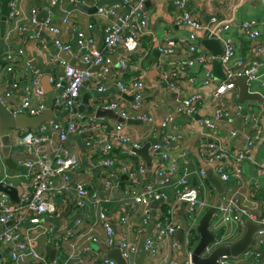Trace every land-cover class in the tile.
<instances>
[{
	"label": "built area",
	"instance_id": "obj_1",
	"mask_svg": "<svg viewBox=\"0 0 264 264\" xmlns=\"http://www.w3.org/2000/svg\"><path fill=\"white\" fill-rule=\"evenodd\" d=\"M50 6L55 5L57 0H48ZM71 2L77 0H70ZM156 0H120L110 5L96 7L95 14L108 20L103 29L102 48L99 49L93 39L78 30L75 33V45L77 55L85 68H77L69 65L63 59L50 56L49 63H58L63 68V75L55 77L49 75V80L54 88L59 90L54 98L53 105L64 112L63 121L46 120L37 127H29L16 132H8L11 147H21L25 153L24 157H16L15 165L20 166L24 173L25 180L18 185L15 179L20 175L7 171L5 156L2 152V135L0 134V166L3 168L0 182L3 181L18 191V202H12L7 193L0 190V264H116L114 260L103 258L91 244L103 243L108 251L112 250L115 244L116 235H119V250L126 264H133V258L137 242L130 239L125 227L131 222L133 215L139 212L142 206L143 216L140 218V225L147 227L149 224V212L152 203L157 201L155 209L153 231L145 235L143 246L146 256L151 264H175L178 258V246L175 241V231L179 225L176 211L180 208L182 216L185 217V228L181 251L186 256L181 264H194L191 261L193 249L199 241L197 224L202 214L210 206L211 191L207 185L209 182L203 169L189 170L181 169L178 172L175 161L177 157L170 154L166 149L167 142L181 141L183 133H165L159 142L150 145L149 154L159 161L154 168V180L137 184L136 176L141 180L145 178L146 169L143 162H138L134 167L131 161H118L109 156L110 145H102L98 148V166L108 170L103 173L95 185L88 186L77 175L72 176L71 172L79 167V159L76 154L62 148L61 145H54L57 138L63 142L69 135H82L85 133L100 132L101 138L108 143L109 139L128 144L130 137L125 130V124L110 122L105 117H97L78 111L80 104L81 88L91 77L95 76L101 83L107 80L111 74V60L108 53L114 51L118 46L126 47L133 40H139L149 33V13L145 9L147 2ZM264 5V0H257ZM174 22L189 26L191 31L187 35L165 36L164 40L155 42V47L160 54L173 55L178 46L182 45L194 56L186 62H177L170 68L161 72V79L166 88L174 91L178 79L187 78L191 83L196 84V76H187V68L200 66L201 84L203 86L213 85L212 95L216 101H220L217 108H214V115L199 116V124L207 130V141L200 144L198 154L203 162L211 165L212 170L220 180L228 182L233 180L234 187L220 193L215 213L210 221L209 229L215 234V238L204 249L203 255L209 254L215 247L230 243L228 237L237 230L243 232L245 221L251 220L255 223L264 224V202L255 201L252 194L259 189L258 185L242 183L241 165L248 158L255 140L264 146V139H260L259 129L251 135H246L242 142L239 131L232 126L230 115H239L243 109L241 103L226 102L224 98H231L236 88L235 83L227 79L233 76H244L248 91L256 92V86H264V67L259 68L260 62L243 58L236 47V44L229 34V24L219 20L218 10L213 12L207 22L201 21L199 15L186 8L185 0H174ZM9 16L15 20L19 33H27V23L43 27L50 35L53 45L58 50H69L70 46L65 45L59 38L60 28L51 23L49 17L42 24L37 22V9L32 8L28 14H24L20 0H8ZM1 11V0H0ZM62 18V23H66ZM92 25H89L91 27ZM261 22L254 19L242 20L239 27L244 37L250 41L260 39ZM205 30L210 34L208 38H215L221 41L223 54L221 56L222 68L225 79L216 81L212 73V55L209 52L199 50L198 32ZM37 33V30H34ZM35 35V34H34ZM103 49V50H102ZM103 51H106L103 52ZM254 54L262 57L264 55V44L255 46ZM129 55L123 54L117 60L118 67L122 72L127 68ZM7 61L6 70L12 71L16 58L8 54L4 56ZM29 66V63L26 62ZM99 69L94 71V67ZM40 75V74H39ZM96 80V81H97ZM119 94L132 96L130 107L119 100H104L101 107L113 110L123 119L129 118V110L138 111L142 108L143 92L146 87L140 79L126 84L123 80L115 81ZM12 88L17 83L11 84ZM1 89V85H0ZM105 86L98 84L97 91L102 92ZM237 94V93H236ZM10 92L0 96V101L13 113H24L29 116L39 114L46 108L43 91L35 78L29 80L23 86V96L19 102L9 106L5 103ZM38 99V100H37ZM203 99L200 91H195L178 101L174 110L177 115L188 119L195 118L199 114V104ZM224 100V101H223ZM226 116L229 121L225 120ZM253 116V114H252ZM144 122H150L152 117L147 113H138L133 116ZM254 118V116H253ZM264 120V117L262 118ZM173 120L172 116L163 119L161 128L165 131L168 124ZM224 123L228 136L234 138L236 144L233 147V155L230 153L226 142L227 135L217 134L218 129ZM214 132V133H211ZM89 144V143H87ZM130 147L139 148L141 145L134 141ZM93 149V148H91ZM94 150H90L93 154ZM131 154H135L131 151ZM234 159V161H232ZM120 165L117 169V164ZM230 165V168L227 166ZM264 169V164L261 165ZM124 174L135 183L124 189L120 198L122 207L121 214L116 227H113L108 218V205L111 202V181L118 180ZM169 175H176L171 180ZM191 176H194L196 183L193 185L195 192L193 198H184L185 194L193 193L190 183ZM173 190L172 198L169 197L166 189ZM173 205H170V203ZM25 202V203H24ZM163 205L166 210H163ZM170 205V206H169ZM74 207L85 213L73 223L68 218H61L65 222L64 230L56 236L55 249L62 245H69L70 252L62 263L53 259L50 263L44 255L37 250V241L41 237H52L55 233L53 226L49 225L50 219L62 215L64 211ZM94 210L97 218L91 219V212ZM49 220V221H48ZM97 220L101 224L103 232L97 230ZM259 248H249L237 258H221L220 264H264V231L256 235ZM168 243L172 247V254L164 253L162 247ZM86 244L81 248L77 246ZM7 249L6 254L3 251ZM85 257H93L85 261Z\"/></svg>",
	"mask_w": 264,
	"mask_h": 264
},
{
	"label": "crops",
	"instance_id": "obj_2",
	"mask_svg": "<svg viewBox=\"0 0 264 264\" xmlns=\"http://www.w3.org/2000/svg\"><path fill=\"white\" fill-rule=\"evenodd\" d=\"M119 1L120 0H77L71 2L70 0H57L55 5L50 6L48 0H20V5L25 15L28 14L29 10L32 8L37 9V14L43 9L47 10V17L50 18L51 23L58 25L61 30L59 34L60 40L65 45L70 46V49L66 50V52L58 50L53 45L49 33L43 27L27 23V33H19L16 28L15 20L9 16V13L6 16V19L2 20L0 11V96L10 92L9 98L4 100L5 103L11 106L16 102H19L20 98L23 96V86L25 83H28L30 79L35 78L37 73V80L43 91L46 105L49 99L52 100L51 118L48 120L63 121L65 115L64 112L58 110L53 105L54 98L59 90L55 89L49 80V75H54L55 77L62 76L63 68L58 63H49L48 59L50 56H56L64 60V58L69 57V53L71 57L79 59L75 45V33L78 30L83 31L91 37L96 47L101 49L103 29L108 23V20L104 17H98L95 14L96 7L100 5L107 6ZM173 1L174 0H156L153 2H147L145 9L149 13V33L144 35L139 42H135L134 46L127 45L124 47L120 45L114 51L108 53L112 63L111 74L108 76L109 78L100 83L96 77L93 76L81 88L80 102L82 94L89 92L91 96L88 99V103L94 109L98 106H102L104 100H119L130 107L132 101V99H130L131 95L119 94L115 86V81L120 79L123 80L124 83L130 84L132 81L141 79L146 85L143 92L142 108L138 111L129 110V116L133 117L138 113H147L151 115V121H143L144 125L142 127L138 125H129L124 122L125 130L131 139L128 144H122L113 139H109L108 143H106V140L101 138V133L98 131L82 135H69L63 142H59V140L55 138L54 145H61L62 148L64 147L70 152L76 154L80 164L79 167L71 172V175H77V177L84 182H88V186L97 184L102 174L108 171L98 166L97 161L99 158L98 148L102 147V145H104L103 143H105V146L110 145V151L108 154L111 155L112 158L121 162H143L146 169L145 178L141 180L140 176L135 177L136 181H138L136 183L139 185L140 183L144 184L145 182L154 180V168L159 164V161H156V158L151 157V164L148 166L136 153L131 154V150L127 149L126 146H131V143L134 141H137L141 146L144 143L153 140L159 142V139L165 133H183L184 138L181 141L167 142L165 147L172 157H177V161L174 163L178 172L184 168L189 170H204L209 180L207 185L210 188L212 196L209 201L212 202L213 196L217 192L212 178H217L222 183V192L226 191L228 188L234 187V183L231 179L228 182L220 180L219 176L213 172L211 165L203 162L200 158L198 148L202 142L207 141L206 135L208 131L204 130L197 119L199 116L214 115L213 109L217 108L218 104L221 102L216 101L212 95L213 85L203 86L201 84L202 76L200 75V66L187 68V76H196V84L191 83L187 78H181L177 80L175 90L171 91L166 88L165 83L161 79L162 70L170 68L171 65H175L177 62L184 63L194 56V54L188 52L182 45L177 47L176 52L173 55L160 54L155 47V42L164 40L165 36L177 37L180 35H187L191 31L189 26L175 24ZM185 3L186 8L199 15L203 22H207L210 15L218 10L219 20L229 24V34L234 40L239 54L248 61H259V68L264 67V55L260 57L253 53L255 46L258 44H264V5L262 3L257 0H185ZM62 18H66V23H62ZM250 19L261 22V36L259 40L250 41L247 37H244L240 31L239 25L241 21ZM42 23L38 22V24ZM89 25L92 26L89 27ZM34 30H37V33H34ZM209 35L208 31L206 32L205 30L198 32L199 46L201 40L208 38ZM120 49H122V51L118 52ZM202 51L211 54L209 50ZM103 52L106 53V51ZM8 54H11L16 58L12 71H7L5 69L8 62L4 60V56ZM123 54L129 55L130 59L127 68L121 72L117 60ZM28 57L31 58L34 64L31 63ZM26 62L29 63V66L26 65ZM97 69H99V66L94 67V71ZM215 80L218 81L217 79ZM13 82L17 83L16 88L11 87ZM98 84L104 85L105 90L98 92ZM255 90V93L261 95L264 100V86H256ZM195 91H200L203 95V99L199 104L198 118L194 116L195 118L188 119L185 116L175 114L174 110L178 106L179 99ZM224 99L226 102L241 103L243 105V109L239 115L234 113L230 115L232 126L239 131L238 138L244 142L246 135H251L259 129L260 139H264V120L262 119L264 117L263 101H240L238 98L237 85L231 94V98ZM169 116H172L173 120L168 124L164 131L161 128V124L163 119ZM105 118L112 123L117 122L112 118ZM223 121L228 122L229 117L226 116ZM16 131L17 130H10L11 133ZM217 134L220 136H224V134L227 135L226 142L230 153L233 155V147L236 144V141L234 138L228 136V132L224 128V123L218 129ZM90 150H94V153L90 154ZM125 150L130 157L129 160H123L119 157V155ZM9 156L14 162L16 157H24L25 153L21 147H11ZM232 161H234V159H232ZM263 164L264 146L255 140V145L248 158L245 159L241 165L242 183L252 186L258 185L259 189L255 194H252L251 198L255 201L260 200L262 202H264V169H261V165ZM5 165L7 171L20 175L15 179V184L18 185L25 180L23 176L24 171L20 166L16 165L13 168L8 167L6 161ZM119 166L120 165L116 166L117 169ZM227 166L230 168V165ZM2 172L3 168L0 166V176L2 175ZM121 175L118 180L115 179L111 181V202L108 205L109 212L107 214L113 227L117 226L122 211L121 209L125 208L121 206L119 201L123 196L124 189L128 188V185L132 186L133 183L127 178L126 181L128 182L123 183V181H125L123 180L121 183L122 185H120ZM169 176L171 177V180L176 178V175ZM190 183L192 186L196 183L194 176H191ZM133 185H135V183H133ZM166 191L169 197L172 198V188L169 187ZM190 192H195L194 186L190 189ZM184 198L186 199V197ZM170 205H173L172 201ZM155 209L156 207L153 208L151 206L148 216L149 224L147 227H142L139 222L141 220L140 218L143 216V208L142 206L138 208L139 212L132 216L131 222L125 227L130 239L138 242L143 233L147 234L154 230L153 220L156 215ZM86 211L91 212L93 216L91 219L97 218L94 210L86 209ZM84 213L85 210L79 211L74 207H69L64 213H62V215H57L53 219H50V221L48 220L49 225L53 226L55 233L52 237L48 236L39 238L37 241V250L40 254L45 256L49 263L56 257L59 258V263H62L70 252L69 245H62L61 248L55 249V255L52 260H49L48 251L55 245L56 236L65 228V222L61 218L64 219L67 217L68 222L71 221L73 223ZM176 214L180 224V217L183 215L180 208L177 209ZM96 223L98 224L97 230L102 233L103 229L101 224L98 220ZM241 234L242 232L240 230L232 233L228 237V242L234 241ZM84 245L86 244H81L77 246V248L79 249ZM91 249H95L96 252L101 254V256L111 251H108L103 243L91 244ZM162 250L164 253L172 254V247L168 243L163 245ZM6 251L7 249L3 251V254H6ZM92 259L93 257H85L84 260L90 261ZM144 264H151V260L147 256L144 258Z\"/></svg>",
	"mask_w": 264,
	"mask_h": 264
},
{
	"label": "water",
	"instance_id": "obj_3",
	"mask_svg": "<svg viewBox=\"0 0 264 264\" xmlns=\"http://www.w3.org/2000/svg\"><path fill=\"white\" fill-rule=\"evenodd\" d=\"M9 8H8V0H2L1 3V19L5 20L6 16L8 14ZM47 17V10L43 9L37 14V20L38 22L42 23L45 18ZM134 41L131 40L128 43V46H134ZM199 50H209L211 52V55L213 57L212 59V73L215 79L217 80H224L225 75L222 68L221 63V56L223 54V46L221 41L215 38H205L201 40ZM122 49H120L118 52H121ZM62 52H66V50H63ZM64 58V57H62ZM28 59L31 61L32 64L34 62L31 60L30 57ZM64 61H66L69 65L77 67V68H85L87 65L85 63H82L77 58H73L70 56L64 58ZM232 80L238 87V98L240 101L244 100H257V101H263L261 95L258 93H251L248 91V86L246 83V79L244 76H233L227 81ZM91 96L89 92L82 94V99L77 107L78 111L85 112L88 114H94L97 117H109L114 120H116L119 123H126L129 125H138L143 126L144 122L141 119L129 117L127 119H123L119 117L113 110L105 109L101 106L96 107L95 109L89 105L88 99ZM130 99L132 97L130 96ZM51 104L52 100L49 99L47 101V107L45 110L40 112L37 115L29 116L24 113H17L13 114L1 101H0V134L2 135V152L5 156V161L8 167H15V163L12 161V159L9 156V153L11 151V145H10V139L8 132L10 130H23L27 129L29 127H37L39 124L45 122L46 120L50 119L51 116ZM196 118H198V114L195 115ZM157 140H153L151 142L144 143L141 147L135 148L126 146L127 149H130L132 152L136 153L138 156H140L148 166L151 164V156L149 155L148 148L151 144L155 143ZM127 176L122 174L121 175V182L120 185H122V181L126 180ZM212 181L214 185L216 186L217 192L213 196L212 202L210 206L207 208V210L202 214L200 217V220L197 224V232L199 236V241L195 248L193 249V252L191 254V261L194 264H220L219 260L223 257L225 258H237L242 253H244L249 248H259V244L256 238V235L259 232L264 231V224L262 223H255L251 220L245 221V226L243 229L242 234L236 238L234 241L226 244L219 245L215 247L209 254L203 255L205 247L214 240L215 234L210 231L209 224L210 221L215 213L216 205L218 204L220 193L222 192V183L217 178H212ZM0 190L7 193L9 196L10 201L12 202H18V191L15 187L1 181L0 182ZM194 193H188L185 194L184 197L191 198L193 197ZM25 203V202H24ZM157 206V201H154L152 203V207ZM185 217H180V224L177 227L175 231V241L178 246V258L176 260L175 264H181L186 256L181 251L180 247L182 244L183 239V231L185 228ZM145 233H143L136 246L134 258H133V264H144V258L146 256V252L144 250L143 241L145 238ZM116 240L113 249L102 255L103 258H109L115 261L116 264H126L124 258L121 255V252L119 250V235H116ZM55 248L52 247L48 251L49 260H52L53 256L55 255Z\"/></svg>",
	"mask_w": 264,
	"mask_h": 264
},
{
	"label": "trees",
	"instance_id": "obj_4",
	"mask_svg": "<svg viewBox=\"0 0 264 264\" xmlns=\"http://www.w3.org/2000/svg\"><path fill=\"white\" fill-rule=\"evenodd\" d=\"M121 146V145H120ZM109 157H111V155H109ZM119 157L121 158V159H123V160H129L130 159V157H129V155L126 153V150L122 153V154H120L119 155ZM134 163V167L136 166V164H137V162H133ZM117 164V166H118V163H116ZM127 183L128 181H123V183ZM163 207V210L165 211L166 210V206L165 205H163L162 206ZM55 259H57V260H59V258L58 257H56ZM60 261V260H59Z\"/></svg>",
	"mask_w": 264,
	"mask_h": 264
}]
</instances>
